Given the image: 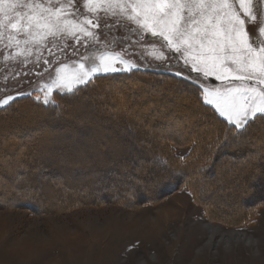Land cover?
Instances as JSON below:
<instances>
[{"label": "rangeland", "instance_id": "obj_1", "mask_svg": "<svg viewBox=\"0 0 264 264\" xmlns=\"http://www.w3.org/2000/svg\"><path fill=\"white\" fill-rule=\"evenodd\" d=\"M124 2L24 0V3L59 9L63 30L30 38L22 31L0 28V108L21 96L31 95L42 103L47 96L48 103L53 102L54 93H67L54 87L48 92L57 69L65 66L71 69L83 63L85 69L90 70L99 64L101 56L119 57L118 68H126L122 61H128L136 65L129 71L167 72L184 79L188 77L186 80L197 86L200 83L196 80L197 73L191 70L190 64L184 63V57L172 53L161 38L152 37L129 19L130 10L121 11L117 6ZM228 2L244 20L250 44L257 50L264 47V0H245L247 12L240 6V0ZM64 22H68L67 27ZM98 74L102 73L93 74L89 80ZM205 83L222 89L240 84L231 77L224 82L211 78ZM89 101H84L86 106L75 114L68 113L71 107L60 114L22 109L20 112L37 114L41 120L17 113L20 117L12 122L11 130L4 131L12 146H4L7 140H2L0 134V264H264V205L255 211L250 224L235 227L206 215V206L195 200L197 187L193 188L191 182L164 195L162 189L166 186H159L156 199H145L154 179H137L135 190L142 199L133 206L115 203L117 193L112 189L117 186L111 181L116 179H109L102 187L95 185L106 179L95 181L93 174L101 173L88 176V168L93 171L121 164L130 155L136 160L135 153H145L146 149L140 140L134 139L132 130L138 132L134 126L128 124L130 126L122 128L111 122L110 127L108 119L103 117L106 115L103 110L107 112L103 104ZM170 112L164 115L167 122L179 114L173 109ZM110 119L114 121L113 115ZM171 127L173 129V124ZM162 128L171 135L175 133V128L169 130L163 124ZM145 131L147 135L150 133V129ZM153 131L158 133L159 129L153 128ZM20 142L29 143L24 153H19ZM188 150V145H182L176 147L175 153L181 156ZM139 161L137 159L136 165ZM39 169L45 170L40 173L42 176ZM216 171L214 168L212 178L217 177ZM30 172L33 179H25V174L30 176ZM113 172L104 175L115 177ZM234 179L239 181L240 178L234 176ZM252 179L249 184L258 190V197H264L260 193L264 192V181L259 183L256 178ZM5 181L10 182V186L5 187ZM232 181L226 179L224 188H218L217 194L222 197L226 190L237 188L239 182ZM44 183L54 186L55 190L47 189ZM131 183L134 185V180L124 179V189L119 192H134ZM64 193L68 195L66 202ZM92 193H103L105 200L98 203L100 201L73 198ZM37 197L41 199H35ZM166 211L172 214L160 221L159 215ZM204 223L220 227L222 231L241 233L249 238V243L242 240L227 245L219 235L208 243ZM76 226L83 227L77 232Z\"/></svg>", "mask_w": 264, "mask_h": 264}, {"label": "trees", "instance_id": "obj_2", "mask_svg": "<svg viewBox=\"0 0 264 264\" xmlns=\"http://www.w3.org/2000/svg\"><path fill=\"white\" fill-rule=\"evenodd\" d=\"M139 95L141 98H138ZM201 97L202 93L193 82L167 72L136 69L115 74H98L86 85L78 86L72 93H54V101L51 103L44 104L35 100L31 95L13 99L9 104L0 108V134L2 133V140H7L6 143L3 141L4 146H12V142L5 138L7 134L4 131L11 130L12 122L20 117L17 113H23L22 116L33 115V118H40L37 114L20 112L25 108H34L44 114H60L69 111L71 107L72 111L68 113L75 114L81 112V108L86 106L87 103L84 101L90 100L89 103L103 104L107 112L103 110L106 115H102L108 119L110 127L111 122L122 128L124 125L131 124L138 130V134L132 130L134 139L140 140L146 149L145 153H135L136 158L140 160L139 165H136L137 159H132L130 155L126 162L121 164H111L100 169L95 168L93 171L87 169L88 176L101 173L97 176L93 174L95 181L106 179L95 185L102 187L109 179H116L111 181L117 186L112 189L114 194L117 193L115 203L133 206L136 201L142 199L141 196L138 197L139 191L135 190L137 179L140 181L154 179L148 186L150 188H147L149 191L145 199H156L159 186H166L162 189V195H164L177 187H185L186 183L191 182L193 188L194 185L195 188H199V191L197 189L194 191L197 195L195 200L206 206L208 217L235 227L250 224L255 218V211L264 205V197H258V190L255 191L253 185L249 184L251 177H253L252 180L256 178L259 183L264 181V120L256 119L243 130L235 128L230 130L225 125L224 118L220 117L212 106L203 103ZM80 99L84 100L80 101ZM69 102L75 103L76 107L72 103L69 105ZM112 104H115V108ZM15 109H18L17 112L12 113ZM172 109L179 114L171 117V120L167 122L164 115L171 114ZM110 115L111 117L113 115L114 121L110 119ZM180 115H184V119ZM162 124L166 125L169 130L175 128V133L171 135L165 132ZM172 124L173 129H171ZM153 128H158L159 134L153 131ZM149 129L150 133L147 135L144 130ZM29 130L33 132L34 128ZM142 132L143 136L139 137ZM31 134L36 135V133ZM28 144L20 142L19 153H24L28 149ZM182 145H188L189 150L180 156L175 153V149ZM126 156L127 154L124 157ZM214 168H217L216 174L218 175L212 178L215 174ZM112 170L116 178L104 175ZM43 172L45 170L41 169L39 174ZM203 172L205 173L202 174ZM29 175L26 173L25 179H33L31 172ZM234 176H238L239 181H235ZM124 179L134 180V185L131 183L130 186H134V192H126V194L119 192L124 189ZM226 179L233 180L234 184L239 182V185L237 188L234 187V190H226L224 197H221L216 191L224 185ZM3 185L8 187L10 182L5 181ZM43 185H46L47 189L55 190L54 186L45 183ZM251 185L252 189H250ZM259 187L263 186L259 185ZM95 189H97L96 186ZM260 193L264 194L263 191ZM85 195L81 194L78 198L75 195L73 198L77 201L81 200L79 198L100 201L98 203L105 200L103 193ZM63 197V201L66 202L68 195L64 193ZM35 199L40 200L41 198ZM30 210H33L32 206Z\"/></svg>", "mask_w": 264, "mask_h": 264}, {"label": "snow or ice", "instance_id": "obj_3", "mask_svg": "<svg viewBox=\"0 0 264 264\" xmlns=\"http://www.w3.org/2000/svg\"><path fill=\"white\" fill-rule=\"evenodd\" d=\"M117 6L121 11L130 10L129 19L152 37L161 38L172 53L184 57V63L197 73L203 103L212 106L230 130H243L256 119L264 120V47L257 50L250 44L244 20L228 0H125ZM240 6L248 11L245 0H240ZM59 13V9L24 0H0V28L22 31L30 38L51 35L54 30H63ZM118 60L101 56L90 70L83 63L71 69L59 68L48 92L54 87L72 93L78 85H86L93 74H115L136 67L122 61L127 67L118 68ZM230 77L239 81V86L222 89L205 83L211 78L224 82ZM44 103H48L47 96Z\"/></svg>", "mask_w": 264, "mask_h": 264}, {"label": "bare ground", "instance_id": "obj_4", "mask_svg": "<svg viewBox=\"0 0 264 264\" xmlns=\"http://www.w3.org/2000/svg\"><path fill=\"white\" fill-rule=\"evenodd\" d=\"M171 211V210H170ZM172 214L169 211H166L164 214L159 215L160 221H163L164 218L168 215ZM75 226V225H74ZM204 226L208 232V243H211L214 241L215 237L219 235L221 237V241L223 240L224 243L227 245H230L231 243H237L239 241H245L246 243H249V238L245 237L243 234L233 231H222L220 227L214 226L209 223H204ZM83 226H76V231L79 232L82 229ZM75 228V227H73Z\"/></svg>", "mask_w": 264, "mask_h": 264}]
</instances>
